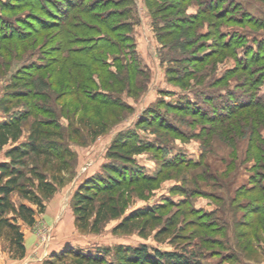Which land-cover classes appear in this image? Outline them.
<instances>
[{"label": "trees", "instance_id": "1", "mask_svg": "<svg viewBox=\"0 0 264 264\" xmlns=\"http://www.w3.org/2000/svg\"><path fill=\"white\" fill-rule=\"evenodd\" d=\"M145 1L152 12L157 38L164 46L167 47L168 44L170 52H175L179 48L188 50L194 44L187 38L193 33L195 24L200 25L202 22H207L209 30L205 35L195 33L196 37L207 39L212 36L214 38V47L208 52L200 54L197 49L196 53L191 51L184 57L183 62L192 69L194 68V71L185 68L182 76L172 75L171 80L184 84L186 80L197 76L195 69L198 66L214 64L216 60L224 58L225 52L233 57L235 67L233 70L225 71L221 78L213 82V86L226 84L236 74L244 75L240 78V84L234 86L235 90L226 89L224 94H218L216 91L189 90L192 92L193 99L189 96L179 95L180 98L176 104L165 103L164 105L168 111L191 116L194 122L201 121L213 126L212 128L220 127L222 135L219 136L229 142H235L240 136H248L245 160L249 161L252 158L255 161L249 180L250 187L239 188L236 191V196L232 199V205H236L239 210L243 211L246 220L238 226L239 228H236L234 234L239 247L244 252L248 251L252 249L255 239L259 240L264 237V138L261 135V127H264V96L258 94V90L264 82V47L262 41L253 39V42L256 43L253 48L247 44L248 40L243 35L224 33L221 26L223 23L229 26L248 25L255 28L262 24L243 11L237 0H196L199 7L195 13L188 17L177 11L176 13L179 15L175 19L166 18V20L164 18L166 21L160 24L161 20L158 16L175 10V6L172 3L164 6L158 5L157 2H165V0ZM191 1L177 0L180 4ZM127 2L132 3L131 0H8L3 4V11L15 15L14 12L28 10V15L24 19L0 15V54L3 53L0 68L4 73H8L10 70L12 58L24 56L29 48L39 42H41L40 49L45 52H42L43 56H47L48 52L42 48L51 46V50L54 52L53 55H48L49 58H52V61L48 63L34 62L17 68L11 76V80L14 81V88H17L16 79H23L24 91L13 89L14 91L12 90L11 93H6L8 94L6 99H0V109L6 116V119L0 121V150H3L7 145L10 146L5 151V156L10 159V162H0V237L5 236L10 246L15 248L20 257L23 256L25 248L23 234L19 229L17 219L32 225L36 212L24 203L14 206L10 196L19 189L24 199L38 205L39 212L42 203L40 197L32 189H24L18 183L17 178L20 174L15 169V165L21 164L23 158L29 154L42 157L47 162L60 159L64 155L63 152L67 151L62 143L65 144L71 135H79V131H81L79 126L74 128L71 123H68L65 128L60 127L58 114L53 115L49 109L40 107L35 100L49 97L46 89L55 91L61 88L60 94L62 93L63 97L67 98V102L61 107L60 112L70 116L68 113L70 110L73 111L72 115H75L82 107L95 106L94 110H91L97 114L105 110L109 112L128 110L129 106L113 96L123 93L132 96L144 89L140 77L147 79L148 74H145L144 70L140 68L133 40L127 37L126 33H122L127 32L128 23H112V19L116 16L120 18L130 16L129 14L133 10L129 7H123L122 11H113V8L121 7L123 3ZM155 5L156 8H154ZM35 25L37 27H33ZM184 27L183 33L178 34ZM49 32L54 33L50 35ZM35 36L36 39H34ZM174 36L175 40L172 43H166ZM183 36H187L184 37L186 38V40L183 39L184 41L181 40ZM32 37L33 41H31ZM127 48L130 49L129 53H126ZM240 48L241 55L239 54ZM109 55H112L111 62L107 61ZM21 73L25 74L23 78ZM172 73L174 72L168 71L167 75ZM201 76H206V74L202 73ZM195 80L196 84L204 82L201 77ZM20 100L25 101V109L11 114L9 110L13 102L17 103ZM83 100H86V106L83 105ZM221 101L224 104L220 106ZM72 105H76L74 110L71 109ZM31 116L34 119L29 127L26 140L14 145L22 136L24 122ZM164 119L157 115L150 117V120L148 117L140 122L156 125L175 136L183 135L175 125ZM107 124L108 122H102L98 126L93 125L91 129L89 128L87 134L90 140L102 134L106 130ZM95 126L97 127L94 128ZM57 129L61 130V134L55 131V135H51L50 130ZM202 132L204 133V131ZM205 136L207 135L205 134ZM42 138L55 140L51 141L52 143L49 141L44 143ZM138 141L137 135L134 136L130 132L119 133L108 149L107 158L113 160V163L104 165V169L112 177V183L104 182L102 178H95L93 183L88 182L85 186L83 185L80 192L75 193L73 199L76 202V220L81 224V227H86L92 216L93 223L96 225L108 218L118 217L124 212L128 200L123 192L115 194L118 189L129 185H141L144 186L143 188L153 189L165 178L164 169L197 167L202 164V161L196 163L185 161L182 157H174L169 160L163 159L162 168L155 176H147L131 169L127 170L129 177L123 176L125 173L122 172V169L124 168L116 167L115 162L132 164L134 155L145 152L164 154L165 143L157 140L148 143H139ZM235 154L234 150L233 156ZM233 168L235 165L231 162L227 170ZM36 176L38 178L37 190L46 197L51 196L56 187L45 181L43 175L36 173ZM182 190L179 192L187 197L183 202L174 204L171 201H166L155 210L131 214L124 218L117 228L126 231L132 225H139L142 229L157 227L159 228L156 233L157 237L168 235L173 238H180V233L193 228L186 240L192 241L194 237H198L202 246L223 248L226 224H220L216 219H210V214L199 212L189 206L188 196L198 195L197 190L190 193ZM98 195L102 196L99 200L97 199ZM239 200H246V203L239 204L237 203ZM169 210H172L169 217L162 219L163 214ZM9 212L12 213L11 217L7 215ZM180 217H188L189 221L176 228L179 225ZM240 228L247 230L240 232L238 230ZM245 239L248 241L242 243ZM123 253L124 255L121 257L126 258L125 261H127H124V264H203L194 253L186 255V251L161 252L155 250L153 254H150L144 245L128 249V255ZM232 256L229 255V260L233 259Z\"/></svg>", "mask_w": 264, "mask_h": 264}, {"label": "rangeland", "instance_id": "2", "mask_svg": "<svg viewBox=\"0 0 264 264\" xmlns=\"http://www.w3.org/2000/svg\"><path fill=\"white\" fill-rule=\"evenodd\" d=\"M131 1L132 3H123L121 7L113 8V11H122L123 7H129L133 10L129 14L130 16L128 15L129 17L126 18L116 16L112 19V23H128L127 32L122 33H126L127 37L133 40L140 68L144 70L145 74H148L147 79L140 77V80L144 83H142L144 89L132 96L125 93L113 96L129 106L128 110L111 112L105 110L94 114L91 109L94 110L95 106H89L86 108L82 107L75 115H72L73 111L70 110L68 112L70 116H66L63 112H60L61 107L67 102V98L63 97L62 93L60 94L61 88L55 91H49L45 88L49 97L35 100L40 107L49 109L50 113L55 116L58 114L60 127L65 128L68 123H71L74 128L79 126L81 131H79V135H71L65 144L62 143V146L67 151L63 152L64 155L60 157L61 160L56 159L47 162L42 157L29 154L26 158H23L21 164L15 165V169L20 174L17 178L18 183L24 189H32L40 197L42 208H40L41 211L39 212L38 205L28 199H24L19 189L12 193L10 196L12 204L17 206L19 203H24L34 209L36 212L35 220L32 225H28L17 219V224L23 234L25 248L22 257L18 255L15 248L10 246L5 236L0 237V254L7 257L4 258L6 261L16 260L21 264H124L127 261H125L126 258L121 257L124 255L123 252L128 255V249L144 245L150 254H153L155 250L161 252L186 251V255L194 253L196 258L203 264H264V237L259 240L255 239L252 249L244 252L239 247L234 234L236 228H239L238 226L242 225V222L246 220L243 216V211L239 210L236 205H232V199L236 196V191L239 188L250 187L249 180L255 165L254 159L245 160V152L249 141L248 136H240L235 142H229L219 136L222 135L220 127L214 126L212 128L213 126L207 123L194 122L191 116L168 111L164 105L165 103L176 104L179 101V95L189 96L193 99L192 92L189 90L216 91L218 94H224L226 89L235 90L234 86L240 84V78L241 76L244 77V75L236 74L226 84L213 86V82L221 78L225 71L233 70L235 67L233 57L225 52L224 58L216 60L214 64L208 63L198 66L195 69L197 76L186 80L184 84L171 80L172 75L175 77L182 76L185 68L192 69L183 62L184 57L188 53L190 54L191 51L196 53L198 49L199 51L197 52L203 54L214 47L215 42L212 36L205 39L199 38L200 36L196 37L195 34H207L209 31L207 22L193 25V33L187 39H190L194 44L188 50L179 48L175 52H170L168 44L167 47L164 46L157 38L156 26L153 23L152 12L149 10L147 2L145 0ZM237 1L243 11L249 13L262 25L254 28L248 25L239 27L222 23L223 32L228 34L240 33L248 40L247 44L253 48L256 46L253 39L262 41L264 47V1ZM7 2L8 0H0V15L3 14L14 18L22 17V19L27 17L28 10L14 12L16 15L3 11V4ZM157 3L159 6L169 5V3L175 6V10L158 16L159 20H161L159 21L160 24L167 19H175L179 15L176 13L177 11L189 17L199 7L196 0L186 4H180L177 0H165V2L160 1ZM156 7L155 5L154 8ZM105 11L108 10L105 9ZM164 18L167 19L164 20ZM36 25L33 27H37ZM184 30L185 27L178 34L183 33ZM53 33L49 32L50 35H53ZM184 37L187 36H183L181 40H186ZM34 39H36V36ZM174 40L175 36L168 39L166 43H172ZM31 41H33V37ZM40 47L41 42L29 48L24 56L20 55L19 57L16 56V59L12 58L13 62L8 73H4L0 68V99H6V95H8L6 93H11L13 89L15 91H24L23 79H16L17 88H14V81L11 80L12 74L21 65L52 61V58L48 56L54 53L51 50V46L42 48L48 52L47 56H43V51ZM129 50L127 48L126 53H129ZM1 54L0 60H2L3 56V53ZM239 54H242L241 48ZM107 61H112V55L107 57ZM168 71L174 73L167 75ZM192 71H194V68ZM202 73H205L206 76H201ZM24 75L21 73L22 78ZM198 77H201L204 82L196 84L195 79ZM19 79L20 81H18ZM10 83L11 85H8ZM39 88L43 89L42 87ZM258 94L264 96V82L259 88ZM83 101V105L86 106V100ZM24 103V100H20L17 103L13 102L9 112L16 114L23 111L25 109ZM223 104L224 102L221 101L219 105ZM75 108L76 105H72L71 109L74 110ZM157 115L163 117V119L166 118L164 120L175 125L183 135L180 137L175 136L156 125L140 122L148 117L150 120V117ZM36 117L39 116L36 115ZM47 117L49 118L50 116ZM4 119H6V116L0 109V121ZM33 119L31 116L24 122L22 136L14 145L26 140ZM102 122H108L106 130L90 140L87 130L91 129L93 125H100ZM261 128L263 129L264 127ZM262 129L261 135L264 138V129ZM55 131L61 134V130L57 129L50 130L51 135H55ZM128 132L134 136L137 135L139 143L155 142L156 140L165 143V151L164 154L145 152L134 155L132 164L115 162L116 167L124 168L122 169V172L125 173L123 176L129 177V171H127L129 169L147 176H155L162 168L163 159L169 160L174 157H182L185 161L196 163L202 161V164L197 167L164 169L163 175L165 178L153 189L143 188L144 186L141 185H129L118 189L115 194L118 195L123 192L128 200V205L124 212L118 217L108 218L96 225L93 223L94 218L92 216L88 220L86 227H81V224L76 220L74 195L80 192L83 185L85 186L88 182L93 183L92 181L95 178H102L104 182L112 183V177L104 169V165L113 163V160L107 158L108 149L119 133L127 134ZM45 133H47L46 130ZM45 139L42 138L44 143L47 141L52 143L51 141L55 140ZM9 147L7 145L3 150H0V162H10V159L5 156V151ZM234 150L236 154L233 156ZM231 162L234 163L235 168L228 171L227 168ZM36 173L43 175L45 181L52 183L56 187L51 196L46 197L37 190L38 178ZM182 189L188 193L197 190L198 195L188 196L191 208L210 214V219H216L220 224H226V238L223 241L225 243L223 248L202 246L198 237H194L192 241L186 240L187 235L193 231V228L180 233V238H173L168 235L157 237L156 233L159 229L157 227L142 229L139 225H132L126 231L117 228L123 219L131 214L155 210V208L163 205L166 201H171L174 204L183 202L187 197L179 192L183 191ZM101 197V195H98L97 199L99 200ZM237 203L245 204L246 200H239ZM171 211L169 210L163 214L162 219L169 217L168 215L171 214ZM7 215L11 217L12 213L9 212ZM181 217L176 228L181 227L183 224L185 225V222L189 221L188 217ZM238 230L245 232L247 229L240 228ZM247 241L245 239L242 243ZM229 255H233L232 260H229ZM0 264H3L1 259Z\"/></svg>", "mask_w": 264, "mask_h": 264}, {"label": "crops", "instance_id": "3", "mask_svg": "<svg viewBox=\"0 0 264 264\" xmlns=\"http://www.w3.org/2000/svg\"><path fill=\"white\" fill-rule=\"evenodd\" d=\"M4 258H7L5 255H1L0 254V259L3 262V264H21L19 262H17L16 260H5Z\"/></svg>", "mask_w": 264, "mask_h": 264}]
</instances>
